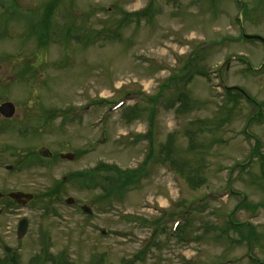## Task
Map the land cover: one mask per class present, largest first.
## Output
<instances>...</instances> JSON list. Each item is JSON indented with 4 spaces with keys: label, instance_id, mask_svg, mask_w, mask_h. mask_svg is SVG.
Instances as JSON below:
<instances>
[{
    "label": "rangeland",
    "instance_id": "rangeland-1",
    "mask_svg": "<svg viewBox=\"0 0 264 264\" xmlns=\"http://www.w3.org/2000/svg\"><path fill=\"white\" fill-rule=\"evenodd\" d=\"M243 34L264 0H0V102L30 122L0 135V192L33 194L0 216V264H264V42Z\"/></svg>",
    "mask_w": 264,
    "mask_h": 264
},
{
    "label": "flooded vegetation",
    "instance_id": "flooded-vegetation-1",
    "mask_svg": "<svg viewBox=\"0 0 264 264\" xmlns=\"http://www.w3.org/2000/svg\"><path fill=\"white\" fill-rule=\"evenodd\" d=\"M6 102L13 103L10 100H4L0 102V107L3 103ZM14 106H15L14 113L10 117H7L0 112V135L5 134L8 131L7 129H9L12 126L14 130H16L15 133L17 136L18 134L23 136L24 127L27 124H30V122L28 123L27 121H25V116L20 118V116L16 114V105L14 104ZM52 115L54 118L56 114L53 112ZM5 148L8 149L9 147L8 146L3 147L0 150H3ZM16 153L17 152L15 151L11 152V156L16 155ZM39 153L32 151L27 153V151H24V153H22L23 156L22 157L17 156L14 163L12 162L5 164L1 163V168L4 169L6 172L11 173L14 172L15 170H22L24 167L28 168L29 160H32L33 165L39 164L40 161L51 160V154L49 153L48 150H40ZM62 155L63 154H59V158H62ZM39 156L40 159L38 158ZM4 159H7V157L1 155L0 153V162ZM26 195H28V197ZM32 199H33V194L20 190L0 192V216L4 215L6 211H15L17 209L26 207ZM23 219H26L28 221L26 217L21 218L18 221L17 229L20 221Z\"/></svg>",
    "mask_w": 264,
    "mask_h": 264
},
{
    "label": "trees",
    "instance_id": "trees-1",
    "mask_svg": "<svg viewBox=\"0 0 264 264\" xmlns=\"http://www.w3.org/2000/svg\"><path fill=\"white\" fill-rule=\"evenodd\" d=\"M55 6H56V4L54 3L53 5H49L48 6V9L49 10H51V11H48V15L47 16H45V17H41L40 18V20H39V23H38V25L37 26H39V28H38V30H37V32H36V36H37V39H38V42H39V44L40 45H42V46H45V44H47L48 43V41L50 40V38H49V31H50V23H49V21L51 20V18H52V15H53V9L55 8ZM6 9L8 10V8L6 7ZM137 15V13H133V15ZM132 15V16H133ZM129 16H131V14H127L126 15V21H129L130 20V18H129ZM69 32H72V28H69L68 29V35L71 37L72 35L71 34H69ZM100 32L101 31H99L98 32V34H100ZM98 34H96V35H98ZM91 38L92 37H88L87 39H88V41L90 42V40H91ZM193 74V73H192ZM191 74V76H190V78L193 76ZM178 79L179 78H177L176 79V81H178ZM175 81V82H176ZM233 92H237L241 97H245L240 91H237V90H230V91H228L227 92V94H229V95H233ZM180 98V97H179ZM252 100V99H251ZM133 114H135V112L133 113ZM152 157V156H151ZM85 175H86V178H87V180L85 181V183L87 184V187H91V186H93L94 185V179H95V177H94V175H93V177H89V174H88V172L87 173H85ZM131 177L132 176H125V178H123V176H121V177H119V176H117L116 178L115 177H113L114 179H115V181L114 182H111V184L112 185H115L116 184V186L117 185H119V192H123L124 191V189L131 183ZM90 178V179H89ZM111 178V177H110ZM99 180V179H98ZM97 180V181H98ZM107 182H108V180H106ZM118 183V184H117ZM117 191H118V189H117ZM40 253H42L43 255L40 257V259L41 258H43V259H41V261L43 260L44 261V264H46V262H47V260L49 259V256H47V254H48V251H47V249H45V250H43L42 252H40Z\"/></svg>",
    "mask_w": 264,
    "mask_h": 264
},
{
    "label": "water",
    "instance_id": "water-1",
    "mask_svg": "<svg viewBox=\"0 0 264 264\" xmlns=\"http://www.w3.org/2000/svg\"><path fill=\"white\" fill-rule=\"evenodd\" d=\"M244 36L246 38H249V39H257V40H261L264 42V38L262 36H259V35H249V34H244ZM244 94L245 92L243 90H241ZM14 109H15V106L13 103L11 102H6V103H3L0 107V112L7 116V117H10L13 115L14 113ZM64 158H67V159H72L73 158V154L69 153L65 156H63ZM28 197V195H26ZM67 203H73V199L70 198L67 200ZM84 211H86L87 213H91V209L88 208V207H84L83 208ZM27 225H28V221L26 219H23L20 221L19 223V226H18V236L21 238L25 233H26V230H27Z\"/></svg>",
    "mask_w": 264,
    "mask_h": 264
}]
</instances>
